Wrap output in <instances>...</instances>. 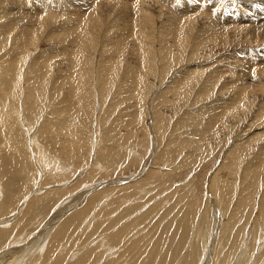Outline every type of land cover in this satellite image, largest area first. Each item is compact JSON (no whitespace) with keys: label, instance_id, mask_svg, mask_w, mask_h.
I'll use <instances>...</instances> for the list:
<instances>
[{"label":"rangeland","instance_id":"obj_1","mask_svg":"<svg viewBox=\"0 0 264 264\" xmlns=\"http://www.w3.org/2000/svg\"><path fill=\"white\" fill-rule=\"evenodd\" d=\"M263 1L0 0V264H264Z\"/></svg>","mask_w":264,"mask_h":264},{"label":"bare ground","instance_id":"obj_2","mask_svg":"<svg viewBox=\"0 0 264 264\" xmlns=\"http://www.w3.org/2000/svg\"><path fill=\"white\" fill-rule=\"evenodd\" d=\"M263 2H264V1H263ZM262 4H263V3H262ZM255 6H256L257 8H255V7H253V6L250 8V9L252 10V12L254 11V9H257V10L259 11V9L261 8L259 13H260V14H261V13H264V12H263V11H264V8H263L264 5L261 6L260 3H258V4L255 5ZM246 9H247V8H246ZM247 10H248V9H247ZM247 13H249V11H248ZM247 13H246V14H247ZM254 13H255V12H254ZM249 14H250V13H249ZM251 14H252V13H251ZM122 16H123V15H122ZM249 16H250V15H249ZM256 16H257V14H256ZM258 16H259V15H258ZM259 17H260V16H259ZM259 17H258V18H259ZM263 17H264V16H263ZM263 17H262V18H263ZM126 18H127V17H126ZM249 18H250V17H249ZM250 19H252V18H250ZM250 19H249V20H250ZM259 19H260V18H259ZM244 20H245V19H244ZM250 21H251V20H250ZM252 21H253V20H252ZM262 21H263V20H262ZM254 22H255V21H254ZM251 23H252V22H251ZM203 36H204V35H203ZM263 51H264V50H263ZM263 54H264V53H263ZM261 63H262V62H261ZM244 67H245V66H244ZM247 69H248V68H247ZM249 69H250V68H249ZM245 74H246V73H245ZM247 74H248V73H247ZM244 77H245V76H244ZM246 79H250V77H247V75H246ZM236 80H237V79H236ZM238 80H239V79H238ZM238 80H237V81H238ZM237 81H236V82H237ZM240 81H241V80H240ZM243 81H244V80H243ZM243 83H244V82H243ZM249 85H250V84H249ZM37 159H38V158H37ZM44 159H45V158H44ZM44 161H45V160H44ZM54 165H55V164H54ZM5 174H6V173H5ZM124 189H125V188H124ZM118 190H119V189H118ZM120 192H121V191H120ZM39 232H40V231H39ZM45 233H46V232H45ZM45 233H44V234H45ZM131 242H133V240H132ZM218 249H219V248H218ZM59 250H60V249H59ZM82 252H83V251H82ZM34 258H35V257H34ZM79 258H80V257H79ZM151 259H152V258H151ZM187 259H188V258H187ZM58 260H59V259H58ZM111 260H112V259H111ZM147 260H148V259H147ZM195 260H196V259H195ZM97 261H98V260H97ZM186 262H187V261H186ZM105 263H106V262H105ZM237 263H238V262H237Z\"/></svg>","mask_w":264,"mask_h":264}]
</instances>
